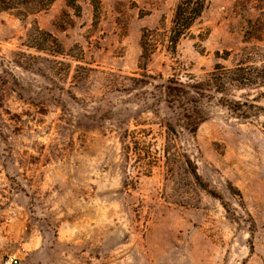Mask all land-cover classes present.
I'll return each instance as SVG.
<instances>
[{
    "label": "rangeland",
    "instance_id": "obj_1",
    "mask_svg": "<svg viewBox=\"0 0 264 264\" xmlns=\"http://www.w3.org/2000/svg\"><path fill=\"white\" fill-rule=\"evenodd\" d=\"M180 1L56 0L26 19L0 14V264H264V114L238 119L221 96L192 95L205 121L190 133L180 110L145 103L168 79L201 82L249 54L259 65L264 0H207L170 52ZM37 29L63 56L27 48ZM143 74L150 84L126 91Z\"/></svg>",
    "mask_w": 264,
    "mask_h": 264
},
{
    "label": "trees",
    "instance_id": "obj_2",
    "mask_svg": "<svg viewBox=\"0 0 264 264\" xmlns=\"http://www.w3.org/2000/svg\"><path fill=\"white\" fill-rule=\"evenodd\" d=\"M56 0H0V14L12 13L21 18L36 16L46 12L55 3ZM207 0H181L176 6L171 29L167 37V47L170 52H175L179 41L187 37L193 25L201 18L207 7ZM144 33L142 37V63H146L154 50V44ZM27 48L36 51H47L53 56H63V48L58 41L50 34L39 29L28 35ZM256 56L264 58V50L256 53ZM252 54L245 56L243 63L238 64L233 69H226L217 65L208 78L201 82L182 83L179 80L168 79L160 86L155 87L156 92L149 93V98L145 101L147 110H151L155 115L160 112V106L175 107L181 111V120L186 131L194 133L205 121L202 112L197 106L192 95L201 99L211 100L215 95L221 96L218 100L221 106L225 107L232 115L238 119L250 120L264 114V106H260L261 100H264V60L260 64L250 62ZM17 63V62H16ZM19 66L21 64L17 63ZM153 78L143 74L141 78H133L132 86L126 91H134L145 88L150 84ZM232 88L237 90H256L261 91L255 97L237 101L233 99L229 92ZM162 125L167 133L176 136V130L170 120H164ZM130 132L125 130L122 140L130 138ZM134 140L135 138L132 137ZM135 141V140H134ZM126 149L129 151L130 147ZM192 175L196 183L208 194L221 200L215 192L206 188L201 179L192 170Z\"/></svg>",
    "mask_w": 264,
    "mask_h": 264
},
{
    "label": "built area",
    "instance_id": "obj_3",
    "mask_svg": "<svg viewBox=\"0 0 264 264\" xmlns=\"http://www.w3.org/2000/svg\"><path fill=\"white\" fill-rule=\"evenodd\" d=\"M7 264H19V260L14 257H11L9 258Z\"/></svg>",
    "mask_w": 264,
    "mask_h": 264
}]
</instances>
